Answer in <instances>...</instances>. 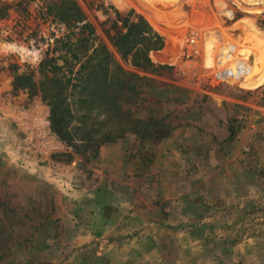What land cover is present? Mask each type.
<instances>
[{
    "label": "rangeland",
    "instance_id": "rangeland-1",
    "mask_svg": "<svg viewBox=\"0 0 264 264\" xmlns=\"http://www.w3.org/2000/svg\"><path fill=\"white\" fill-rule=\"evenodd\" d=\"M17 1L0 0V264H264V0H100L163 32L169 53L150 58L172 66L153 73L101 33L112 11L75 0L120 65L153 79L129 107L148 131L109 141L100 136L116 124L83 92L67 97L70 140L40 92L16 85L62 53L46 54L51 29Z\"/></svg>",
    "mask_w": 264,
    "mask_h": 264
},
{
    "label": "trees",
    "instance_id": "trees-1",
    "mask_svg": "<svg viewBox=\"0 0 264 264\" xmlns=\"http://www.w3.org/2000/svg\"><path fill=\"white\" fill-rule=\"evenodd\" d=\"M83 1L92 11H100L102 14L113 12L112 18L108 16L100 22V31L123 62L128 60L132 67L145 73L171 68L170 57L168 61L161 58L166 64L157 66H154L150 58L151 52H161L160 57L166 51L169 53L163 44V32L153 30L141 16H133L127 7L118 9L105 6L100 0ZM23 2L35 3L32 18L41 24L46 23L51 29L49 37L41 38L47 41L46 54L58 49L62 53L39 62L38 81L34 80V72L31 71L16 76V85L24 79L27 84L22 87L30 91V95L38 91L47 100L50 123L56 133L62 139H73L72 131L68 129L73 114L67 97L75 91L83 92L85 98L88 97L95 106L102 108L106 117L105 124H116L106 127L100 136L102 141L120 137L129 129L137 131L139 125H143L147 132L150 120L138 119L129 107L146 100L153 79L132 73L120 65L75 0H18L17 5ZM6 9L7 6H0V19L7 15ZM21 11H24V7ZM25 14L31 15L27 12ZM57 58L62 61L61 64L56 63ZM72 64L78 67L73 70ZM85 98L81 96L78 101ZM232 133L233 129H230Z\"/></svg>",
    "mask_w": 264,
    "mask_h": 264
},
{
    "label": "built area",
    "instance_id": "built-area-1",
    "mask_svg": "<svg viewBox=\"0 0 264 264\" xmlns=\"http://www.w3.org/2000/svg\"><path fill=\"white\" fill-rule=\"evenodd\" d=\"M198 40H199V32L196 29L190 30L188 32L187 37L185 38V42H184L185 46L184 47L186 49V55L192 56L193 59H194V56L196 57L198 55L197 54ZM194 62H196V61H194ZM194 62H193V60H190L189 63H188V61H186V63L184 65L191 68V67H193V65H195ZM214 78L217 80H225L224 77H219V76H214Z\"/></svg>",
    "mask_w": 264,
    "mask_h": 264
},
{
    "label": "bare ground",
    "instance_id": "bare-ground-1",
    "mask_svg": "<svg viewBox=\"0 0 264 264\" xmlns=\"http://www.w3.org/2000/svg\"><path fill=\"white\" fill-rule=\"evenodd\" d=\"M200 37H201V33H199V39H200ZM198 50H199V40H198V44H197V54L199 55ZM197 54H196V55H197Z\"/></svg>",
    "mask_w": 264,
    "mask_h": 264
}]
</instances>
